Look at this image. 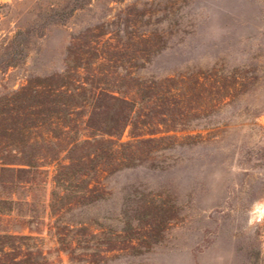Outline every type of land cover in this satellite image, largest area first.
Returning <instances> with one entry per match:
<instances>
[{"label": "rangeland", "instance_id": "374dc122", "mask_svg": "<svg viewBox=\"0 0 264 264\" xmlns=\"http://www.w3.org/2000/svg\"><path fill=\"white\" fill-rule=\"evenodd\" d=\"M0 168L20 258L264 264V0H0Z\"/></svg>", "mask_w": 264, "mask_h": 264}, {"label": "trees", "instance_id": "16d2710c", "mask_svg": "<svg viewBox=\"0 0 264 264\" xmlns=\"http://www.w3.org/2000/svg\"><path fill=\"white\" fill-rule=\"evenodd\" d=\"M141 41H144L143 38H140ZM110 48L109 44H105L104 48ZM106 48V49H107ZM40 94V92H39ZM45 97H50L53 96L54 94H59V92H54V91H44L43 92ZM110 96V95H109ZM111 98L115 101H118L119 103H127L128 101L124 99H118L115 97ZM89 128V127H88ZM91 129V128H89ZM102 135H109L110 134H102ZM95 136V135H94ZM110 143V141L107 140H100L97 141L94 138L91 141H83L82 143L74 144L71 148L73 150H83L86 146H93V144L97 143ZM120 147V146H119ZM70 148V149H71ZM70 151V150H69ZM117 150L116 149H111L107 151V154H109V158L111 159L114 154H116ZM112 155V156H111ZM69 164L66 166H61L60 170L55 174L54 176V183L55 187L52 192V206H54L57 201L61 199H65L70 196V198L73 199L75 196H81L82 198H85V194H76L74 192H71L69 189L66 188V183L65 180H63V177L67 174V172L70 170L72 166V162L69 159ZM5 168H0V172L3 171ZM20 171H25V170H20ZM60 191V192H59ZM62 192V193H61ZM89 192V190H87ZM75 195V196H74ZM80 197V198H81ZM54 202V203H53ZM60 235V242L62 244H65L67 239H65L66 235L65 234H58ZM6 241H13L17 242V244H8ZM28 240H33L31 236H12V235H0V243L3 244L2 250H0V264H48V262L45 260L44 256L42 253H40L38 250H36L34 253L32 252H27L25 253L26 259L20 258L17 253H21L22 248L24 247V244L22 241H28ZM85 257V256H84Z\"/></svg>", "mask_w": 264, "mask_h": 264}]
</instances>
